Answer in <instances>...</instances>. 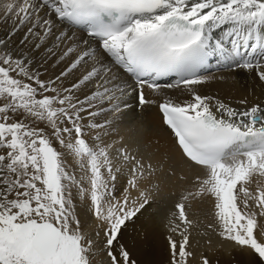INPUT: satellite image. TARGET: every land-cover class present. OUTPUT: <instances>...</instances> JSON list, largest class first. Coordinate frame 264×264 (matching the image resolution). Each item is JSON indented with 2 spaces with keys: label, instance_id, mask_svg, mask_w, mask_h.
<instances>
[{
  "label": "snow or ice",
  "instance_id": "6c2138e0",
  "mask_svg": "<svg viewBox=\"0 0 264 264\" xmlns=\"http://www.w3.org/2000/svg\"><path fill=\"white\" fill-rule=\"evenodd\" d=\"M0 25V264H137L120 241L161 165L119 135L133 98L185 166L168 264H209L190 250L204 200L207 229L264 264V0H0ZM212 62L262 95L203 93Z\"/></svg>",
  "mask_w": 264,
  "mask_h": 264
},
{
  "label": "bare ground",
  "instance_id": "6f19581e",
  "mask_svg": "<svg viewBox=\"0 0 264 264\" xmlns=\"http://www.w3.org/2000/svg\"><path fill=\"white\" fill-rule=\"evenodd\" d=\"M6 31L7 28L4 25H0V38H4ZM15 39L18 40V38ZM44 68L52 69L47 64L42 66V69ZM211 74L216 79L202 86L201 91L203 93L217 96L233 103L245 96L251 99L254 91L256 95H262L258 81L254 80L251 74L224 68L218 69ZM162 89V95L174 97L179 94L178 90L169 89L166 86L162 87ZM145 94L150 97L153 95L148 89H145ZM129 103L131 106L127 112H129L131 117H134L136 122L133 123V129L129 127L126 129L124 125L120 126V128L118 127L119 135L125 137L126 141L134 143L146 155H150L153 163L161 165V169L152 179V184L159 187L158 191H153L152 193V199L155 203H153L148 212L140 217L139 228L135 229L133 234L128 233L124 236L129 246H132L133 241L142 245L146 244V251L139 250V253L144 252L139 254V256L149 257L151 253L155 255V245L152 244L154 240H159V242L166 244L164 232L169 234L167 224L171 204L185 188V184L178 179L183 174L185 166L167 130L162 125L161 116L156 106L153 105L139 110L136 107L134 98ZM173 168L176 170V175H171ZM211 203L208 200V204ZM192 208H194L193 205L188 209L189 215L197 224L192 229L193 240L190 250L196 249L197 255H202L203 252H206L207 258H209L208 256L211 253L216 252L215 256L220 262L215 264H251L252 258L249 254L221 240L211 229H207V224L213 222V218L210 215L212 209L202 207L200 212H192ZM142 228H146L145 231H142ZM194 232H197L199 239L195 237Z\"/></svg>",
  "mask_w": 264,
  "mask_h": 264
},
{
  "label": "rangeland",
  "instance_id": "374dc122",
  "mask_svg": "<svg viewBox=\"0 0 264 264\" xmlns=\"http://www.w3.org/2000/svg\"><path fill=\"white\" fill-rule=\"evenodd\" d=\"M53 71H54L53 69H47V71L42 74V78L43 79H48V77L53 74ZM55 71L58 72L59 69H55ZM127 110L128 109H126V111ZM135 122L136 121H134V117H131L130 114H129L128 116L124 117V122L123 123H120L118 127L120 128V126H123L124 125L126 129L128 127L131 128V129H133V123H135ZM192 205L194 206V208H192V210H191L192 212L193 211L200 212V210L202 209V207H207L209 209H212V211H210V215L213 218V214H212L213 213V205H212V203L211 204H208V200H204V201H193L192 202ZM200 205H202V206L200 207ZM140 219L141 218H139V220L135 221V223H130L129 224L128 228L125 229L124 234H123L120 242L123 243V244H125L127 246V248L129 249L130 253L132 254L133 259H135L137 261V264H168V262H169V251H168V242H167L166 237L170 233L169 234H166L164 232V237H165V240H166V244L163 243V242H159V240L158 241L157 240H154L153 241L152 244L155 245L154 246V248H155L154 249L155 255H153L151 253L149 255V257H145V256H141V255L139 256V254L144 253V252L139 253V250L146 251V249H147L146 248L147 247L146 244L145 245H142V244H138L137 242L133 241L132 244H131L132 246H129V243L124 239V236L126 234H128V233L129 234H133L134 230L137 229V228H139L138 222L140 221ZM145 229L146 228H142V231H145ZM194 234L196 235L195 237L197 239H199L197 232H194ZM174 238L175 239H178V237H175V236H174ZM192 240H193V237H191V241ZM215 253L216 252H213V253H211L208 256L209 257L208 258L209 264H215L216 262H220L219 259H217V257L215 256ZM202 255L203 256H206L207 253L206 252H203ZM200 256L201 255H197V258L199 259ZM194 264H195V262H194Z\"/></svg>",
  "mask_w": 264,
  "mask_h": 264
}]
</instances>
